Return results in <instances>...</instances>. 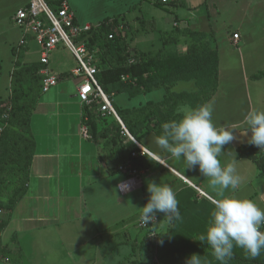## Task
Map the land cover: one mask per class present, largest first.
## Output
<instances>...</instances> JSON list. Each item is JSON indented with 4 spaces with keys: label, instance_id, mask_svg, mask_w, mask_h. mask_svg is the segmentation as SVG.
I'll list each match as a JSON object with an SVG mask.
<instances>
[{
    "label": "crops",
    "instance_id": "crops-1",
    "mask_svg": "<svg viewBox=\"0 0 264 264\" xmlns=\"http://www.w3.org/2000/svg\"><path fill=\"white\" fill-rule=\"evenodd\" d=\"M151 2L167 14L161 18H145L130 12L125 15L130 32L140 33L129 41L130 46L144 52L156 50L161 45L154 47L152 41L144 40L155 32L153 36L161 44V33L175 27L208 37L218 55V82L215 93L205 104H212V119L217 126L234 129L235 138L223 146L220 159L226 164L235 154L241 178L239 188L227 194L249 198L264 208V175L251 160L237 155V147L247 143L251 136L246 115L251 110L264 109V78L250 79L251 74L264 68V0ZM75 19L78 23H90L80 22L76 16ZM166 23H171L169 29L163 28ZM233 34H238L235 41ZM187 42L181 36L177 45L186 48ZM32 44L35 55L25 59ZM16 45L11 47V52ZM150 46L153 48L143 50ZM61 50L57 47L52 51L48 65L54 74L60 75L58 83L40 93L31 115L35 148L25 193L9 206L3 185L0 186V264H149V247L137 226L140 208L149 197L148 183L168 184L176 194L191 187L196 191L193 198L197 202L206 199L212 203L215 193L209 188V178L198 167L186 168L182 158L172 157L160 148L156 143L158 135L150 132L137 142L148 151L140 155V186L121 194L117 184L126 174L116 168L115 161L106 157L100 160L99 145L80 133L84 124L83 106L76 97L80 78L72 77L74 66L66 63ZM20 52L23 63L40 58V48L32 40ZM11 55L8 75H2L1 69L2 101L10 95L11 71L16 59ZM64 72L68 74L61 75ZM173 88L175 92L192 91L194 84L192 80H180ZM132 105L131 102L128 106ZM170 227L171 221L164 213L158 212L151 223L155 234Z\"/></svg>",
    "mask_w": 264,
    "mask_h": 264
},
{
    "label": "trees",
    "instance_id": "trees-1",
    "mask_svg": "<svg viewBox=\"0 0 264 264\" xmlns=\"http://www.w3.org/2000/svg\"><path fill=\"white\" fill-rule=\"evenodd\" d=\"M46 1L53 10H57L61 2ZM157 1L163 4L160 0ZM119 25L124 26L123 32L118 28ZM129 33L130 27L124 17L116 15L102 19L95 28L82 33L79 39L86 41L88 48L95 51L98 84L111 101L129 134L140 142L141 138L150 132L161 135L164 122L179 120L182 116L176 110L179 104L189 99H197V107L211 98L217 89L218 55L217 51L211 48L206 35L189 29L175 27L162 32L161 47L146 52L130 46ZM209 35L213 37L212 33ZM181 36L186 37L188 41L183 61L175 69H170L164 63L166 55L163 51L166 47L177 44ZM12 53L16 59L11 71L10 95L6 101L0 100V115L5 110L2 106L4 103L11 105L8 118H0V186L3 184L1 178L5 172L19 173L23 184L8 200L9 206L25 193V180L35 148L30 119L40 97V70L44 67L39 60L21 62V52L14 48ZM1 69L0 61V76ZM63 74L66 76L68 72L61 75ZM261 78H264V68L250 75L251 80ZM171 79L192 80L196 89L174 95L166 84ZM159 87L166 88L162 103L147 102L132 108H120L112 102L113 96L122 93L135 97ZM100 104L101 100L96 99L90 105L82 107L81 120L87 127L89 138L96 144L99 138H108L105 157L115 161L116 168L129 162L132 167L139 169L142 166V157H131V153L138 151V147L123 132L115 116L99 112ZM100 121L105 124L104 127L98 128ZM237 155L251 160L264 175V149L260 150L258 146L247 142L237 147ZM103 158V155L99 156L100 160ZM195 193L193 188L187 187L176 194L181 219H172L170 229L156 234V254L162 264H186L192 254L206 257L210 264H219L212 255L210 246L198 240L199 235L206 231L213 204L206 199L197 202L193 198ZM261 230L264 231V228ZM228 264H264V252L255 259H250L243 249L234 248L233 257Z\"/></svg>",
    "mask_w": 264,
    "mask_h": 264
},
{
    "label": "clouds",
    "instance_id": "clouds-1",
    "mask_svg": "<svg viewBox=\"0 0 264 264\" xmlns=\"http://www.w3.org/2000/svg\"><path fill=\"white\" fill-rule=\"evenodd\" d=\"M211 103L189 107L183 111L179 120L162 124V134L156 137L160 148L172 157L182 158L186 168L198 167L200 173L209 178V188L215 193L213 210L206 231L198 240L206 242L212 255L219 264H228L233 257L234 248L243 249L246 256L255 259L264 252V208L257 202L227 194L236 190L241 184L238 173V160L233 155L231 162L222 164V148L235 137L234 129L217 126L212 119ZM251 131L249 143L264 149V109H254L245 117ZM121 192L130 191L129 183L119 185ZM146 204L141 207V220L148 224L156 220V214L164 213L165 217L181 219L176 193L165 183L150 181ZM186 264H210L206 257L192 254Z\"/></svg>",
    "mask_w": 264,
    "mask_h": 264
},
{
    "label": "built area",
    "instance_id": "built-area-1",
    "mask_svg": "<svg viewBox=\"0 0 264 264\" xmlns=\"http://www.w3.org/2000/svg\"><path fill=\"white\" fill-rule=\"evenodd\" d=\"M160 1L163 4H168L176 0ZM12 21L21 31V36L16 45L17 51L27 48L30 40L34 41L40 48L39 61L44 64V67L40 70L42 76L41 92L48 91L58 83V75L54 74L48 65L52 51L61 46L68 49L77 62V65L71 70V75L72 77L80 78L76 92L79 103L82 106L90 105L94 100L99 99L101 100L99 112L101 114L109 113L116 116L111 101L105 95L96 79L98 67L95 59V51L88 48L86 41L79 39L82 33L95 28L98 23L95 25L91 23H78L67 0H61L57 10H53L46 0H28L25 6L15 11ZM174 25L177 24L174 23ZM118 28L123 32L124 26L119 25ZM109 37L111 38V35ZM237 38L238 34H233V40L235 41ZM2 106L5 107V110L1 113L0 118L6 120L11 105L6 102ZM119 123L121 124L123 132L138 147V151L132 152L131 157L147 154L148 151L137 143L122 122L119 121ZM1 130L2 125L0 124V132ZM80 133L83 137H89L85 124L81 126ZM118 169L126 174V177L117 184V190L121 194L128 193L140 186L139 170L132 167L129 162L119 165ZM122 183H129L131 185L130 191L121 192L119 185ZM151 223H143L140 215L137 226L144 233L145 241L149 247V264H162L156 254V234L151 228Z\"/></svg>",
    "mask_w": 264,
    "mask_h": 264
},
{
    "label": "rangeland",
    "instance_id": "rangeland-1",
    "mask_svg": "<svg viewBox=\"0 0 264 264\" xmlns=\"http://www.w3.org/2000/svg\"><path fill=\"white\" fill-rule=\"evenodd\" d=\"M27 1L28 0H0V59L2 61L1 62L2 63V75H5V76L8 75V69L10 67V63L12 59V55H11L12 52L10 51L11 47L17 44V41L19 39L18 37H20L19 36L20 31L18 27H16V25L12 21L11 17L13 16L14 12L18 8L23 7ZM151 1L153 0H68V2L70 3L71 9L73 10L76 18L80 22L88 21L93 25L97 24L98 21L106 17H113L116 15H121L122 17L125 18V15H128L129 12L131 14L143 15L145 18H151V17L161 18L162 16L167 14V12L162 10L160 7L152 4ZM170 24L171 23H166V25L163 26V28L169 29L171 26ZM151 34L156 35L155 32H151ZM136 35L140 36V33H135L134 30H131V32L128 35L129 41L133 39ZM153 35H151L150 39H145L144 42L149 43L150 41H152L153 42L152 46L154 47L161 45L158 43V39H156V37ZM152 46L143 47L145 48L143 50L151 49L153 48ZM59 47L60 49H62L61 51L65 55L66 63L68 62L69 65L71 64V66L75 67L77 65V62L75 61L73 55L68 51V49L66 48L63 49L61 46ZM35 49H36L35 46L32 44L30 52L24 58L32 59L35 55L33 53V50ZM163 52L166 55V59L164 63H166V65L170 69H175L183 61V56L185 54V48L181 44H178V45L176 44L174 46L170 45L166 47ZM51 57H52V54L50 55V58ZM176 82L177 80H174V79H171L170 81L166 82L167 86L170 88L171 92H173L174 95L178 93V92H175V89L173 88ZM188 87L189 86L186 85V88ZM195 89L196 88L194 86L193 90ZM63 90H66V88H63ZM165 92H166L165 87H159L157 89H153V90L144 92L138 96H135L138 98H136L137 100H133V101L132 99L135 97L129 96L128 93H122V94L113 96L112 102L120 108H132V107L139 106L141 104H145L147 102L162 103ZM0 94H3V93L0 92ZM175 97H179V96H175ZM196 101L197 99L196 100L189 99V101L186 100L183 103L179 104L176 110L180 112L181 114H183V111L186 110L187 108L189 107L194 108L196 105ZM131 102L133 103V105L128 106L129 104H131ZM35 118H37V116ZM104 124L105 123L100 121L98 122L97 127L98 128H101L102 126L104 127ZM97 141H98L97 144L100 147L101 153L103 157L105 158L106 147L109 144L108 138L102 137V138H99V140ZM1 179H3V184H2L3 190L2 191L6 193L4 197L7 200L13 197L23 184L20 174L16 172H13V173L5 172ZM138 214H135V216L137 217ZM140 215L141 214H139L138 217H140Z\"/></svg>",
    "mask_w": 264,
    "mask_h": 264
},
{
    "label": "water",
    "instance_id": "water-1",
    "mask_svg": "<svg viewBox=\"0 0 264 264\" xmlns=\"http://www.w3.org/2000/svg\"><path fill=\"white\" fill-rule=\"evenodd\" d=\"M115 118H116L118 121H121L120 118L118 117L117 113H116Z\"/></svg>",
    "mask_w": 264,
    "mask_h": 264
}]
</instances>
